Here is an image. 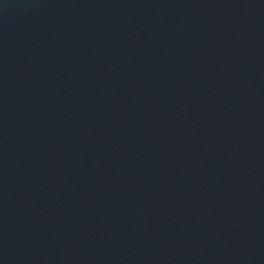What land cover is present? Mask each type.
I'll use <instances>...</instances> for the list:
<instances>
[{
    "label": "water",
    "instance_id": "water-1",
    "mask_svg": "<svg viewBox=\"0 0 264 264\" xmlns=\"http://www.w3.org/2000/svg\"><path fill=\"white\" fill-rule=\"evenodd\" d=\"M0 264H264V0H0Z\"/></svg>",
    "mask_w": 264,
    "mask_h": 264
}]
</instances>
